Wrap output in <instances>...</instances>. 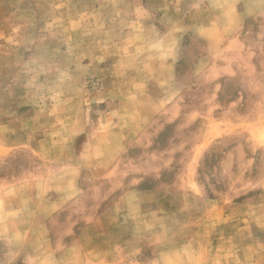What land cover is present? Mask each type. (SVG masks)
<instances>
[{"label": "rangeland", "instance_id": "obj_1", "mask_svg": "<svg viewBox=\"0 0 264 264\" xmlns=\"http://www.w3.org/2000/svg\"><path fill=\"white\" fill-rule=\"evenodd\" d=\"M0 264H264V0H0Z\"/></svg>", "mask_w": 264, "mask_h": 264}]
</instances>
